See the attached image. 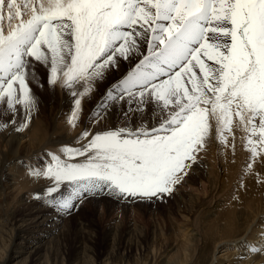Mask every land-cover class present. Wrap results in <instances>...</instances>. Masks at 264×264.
Returning <instances> with one entry per match:
<instances>
[{
    "label": "snow or ice",
    "instance_id": "obj_1",
    "mask_svg": "<svg viewBox=\"0 0 264 264\" xmlns=\"http://www.w3.org/2000/svg\"><path fill=\"white\" fill-rule=\"evenodd\" d=\"M35 62L72 97V127L101 82L89 123L121 116L119 126L86 128L75 146H54L27 169L49 181L45 203L58 215L94 195H170L213 121L227 145L239 117L252 160L264 153V0H0V117L8 116L0 128L18 119L16 131L28 126L38 103L30 82L44 86ZM257 243L250 251L264 252V233Z\"/></svg>",
    "mask_w": 264,
    "mask_h": 264
},
{
    "label": "bare ground",
    "instance_id": "obj_2",
    "mask_svg": "<svg viewBox=\"0 0 264 264\" xmlns=\"http://www.w3.org/2000/svg\"><path fill=\"white\" fill-rule=\"evenodd\" d=\"M3 23L7 24V20ZM41 66L43 67V65ZM43 72L45 74L41 78L45 81V90L52 96L53 104L50 109L53 112L49 114L47 121L42 124V121L36 116L38 114L35 115L34 112V114L31 113L28 126L20 131L15 130L18 123L0 128L2 138H9L6 146L14 151L16 159L23 158L25 160L23 163L16 161L8 169L7 174L4 173L5 160H1L2 163H0V199L4 198L5 187L12 184L16 188V197L13 199L15 204L10 207L9 211L5 206L6 202L3 204L5 207L0 205V211H2L0 213L2 215L0 216V264L6 260L5 253L10 240L12 241L11 250L17 249L13 264H73L71 260L74 259L70 254L64 256L65 245H68L70 250L91 254L88 260L78 263L74 260V264H114L115 253L120 254L121 264H156V255L152 253L149 256L147 253L149 245H143L148 242L147 239L137 238L135 242L126 240L118 244L113 242L111 255L109 254L105 260L102 258L99 260L100 254L96 253L97 246L98 243L106 244L111 241L108 239L110 234H107L101 242L96 239V235L91 237L88 232L83 230L81 234L77 232L74 236L64 235L61 241L55 244L45 241L47 233L50 234L48 231H53L55 228L54 225L58 222V217L46 214L49 208L45 203L44 190L49 181L41 178L37 182L30 177L27 169L37 167L38 162L44 158V153L54 146H75L76 137L86 128L90 127L94 130L101 125L119 126L121 116L119 113L112 114L106 121L90 124L92 110L103 94L96 95L93 91L82 98L81 106L84 107L82 108L84 114L80 115V111L78 124L76 127H72L68 123L72 97L67 95L58 84L50 86L47 83L49 72L46 66ZM103 91L105 92V90ZM6 119L8 117L2 116L0 122ZM232 119V132L224 133L228 138L227 145L220 142L215 121L212 122V131L204 148L198 154L197 162L192 164L188 174L174 186L170 195L164 196L163 199L123 200L124 208L131 207L133 202L135 204L137 201H151L152 211L155 209L153 204L161 202L162 211L166 212L168 218L174 215L173 212H179L180 209L186 213L189 209L196 210L204 205L207 206V211L199 212L192 217L191 228L187 227V229L181 226V229L174 230V253L168 258H164V264H216L218 262L215 258L216 251L220 250V246L224 247L227 242L232 243L233 247L230 251L224 247L226 252H230V261L227 264H257L264 261V252L259 255L249 252L248 242L250 240L240 244L246 240L251 227L259 222L264 215V153L252 160L246 140L248 133L240 125L239 117L233 115ZM16 134L18 137L12 142L11 136ZM20 151L24 153L20 155ZM249 163H252L251 170L248 169ZM14 172H17L15 177ZM201 180H204L207 187L204 190V197L207 199L204 200L203 205L196 202L202 200L196 199L197 196L193 193H191L192 195L185 194L188 188L200 184ZM36 194H40L41 198H34ZM200 214L203 216L212 215L209 218L207 216L203 218ZM261 225L263 226L260 229H251L255 233L251 235L250 239L255 241L258 238V233H264V223ZM87 228L92 229V223L87 224ZM184 231L185 234L178 235ZM78 236L80 239L75 240ZM21 237L28 241L26 249L29 251L23 250L20 243ZM114 239L116 240L115 236ZM241 246L245 252L240 251ZM235 250H239L238 253H235Z\"/></svg>",
    "mask_w": 264,
    "mask_h": 264
},
{
    "label": "rangeland",
    "instance_id": "obj_3",
    "mask_svg": "<svg viewBox=\"0 0 264 264\" xmlns=\"http://www.w3.org/2000/svg\"><path fill=\"white\" fill-rule=\"evenodd\" d=\"M3 24L5 27H7L6 23H3ZM41 65L42 64H40L39 62H35V72L37 74V78L40 80L41 83H43L44 86L43 88L42 87L40 88V86L37 83H35L34 81H31L30 88L32 89V92L35 94L38 100L37 106L32 111V113L34 114L35 112V115L38 114L36 116H38L39 119L42 121V124H44L47 121L49 114L53 112V110L50 111L53 104H52V96L49 92L45 90L46 84H45V81H43L41 78L45 74L43 72L45 66L43 65L42 67ZM121 71H123V68H121ZM119 74L120 72L117 73V71H114L112 73L113 78H115L116 76H119ZM103 90H105V86L103 82H101L98 90H94L95 92L94 94L101 95L102 93H104ZM0 107L2 106L0 105ZM82 108L84 107L81 106L80 115L84 114L82 113L84 111ZM3 117H8V116L7 114H4ZM17 123L19 124V119ZM0 136H1L0 163H2L1 160L3 161L5 160L4 173L7 174L8 169L11 166H13L16 163V161H18L19 163H23L25 162V160L23 158H21L20 160H17L16 156L14 155V151L10 147L6 146V142L9 138L8 137L2 138L1 132H0ZM17 137H18V134L12 135L11 136L12 142H14L17 139ZM23 153H24L23 151L19 152L20 155H22ZM13 175L15 177L17 175V172H14ZM206 188L207 187L205 185L204 180H201L200 184L194 185L188 188L185 191V194L193 193V195L197 196L196 199L202 200V201H196V202L200 205H203L205 202L204 200L207 199V197H204V190H206ZM15 190L16 188L12 184L5 187L3 190L4 198L0 199V205L4 206L3 204L4 202H6L5 206H7V211H9L10 207L13 204H15V201L13 200L16 197ZM94 196H89L87 199H85L79 205L78 210L72 212L71 215H58L56 212L52 210V208L47 206L49 208V211H46V214L50 216L51 215L57 216L58 222L54 225L55 228L53 229V231H48L50 234L48 235L47 233V236L45 237V241L53 242V244H55L61 241V238H63L64 235L66 236V235L71 234L72 236H74V234H77V232L81 234L83 230L85 232H88L89 236L91 237L92 236L94 237L96 235V239H99L101 242L103 239H105V236L107 234H110L109 235L110 237L108 239L111 241L107 242L106 244L98 243V246H97L96 253L98 255L100 254L99 260H101V258L102 260H105L107 257H109V254L111 255V252L113 249V242L117 244L122 243L123 241H126V240L135 242L137 238H142V240L143 239L148 240V242L143 245H149V249L147 251L149 256H151V254L154 253L156 255V260H155L156 264H164L165 262L164 258H168L169 256L172 255V253H174V249H173L174 244H175L174 230L181 229V226L185 228L187 227L191 228L192 227V221H191L192 217L195 216L199 212H204L207 208V206L204 205L201 208H196V210L189 209V211H187L186 213L183 212V209H180L179 212L178 211L173 212L174 217L172 216L168 218L166 212L162 211L161 202H158L159 204L158 203L153 204L156 207L154 206L155 209H153L152 211L150 207L152 205L151 201H145V202L137 201L139 203L135 202V204L133 202L131 207L124 208L123 200H119L116 197H110L107 194L94 195ZM0 213H2V211H0ZM200 215L203 216V214H200ZM211 215L212 214H209V215L207 214L204 216H207L209 218ZM0 216L2 215L0 214ZM90 223H92L93 225L92 229L87 228V224H90ZM263 223H264V215H262L259 222L255 223L251 227V229L252 230L253 229L255 230V228L260 229L261 226H263L261 225ZM251 229L249 230L248 232L249 234L245 238L246 240H243L240 244L242 245L246 241L250 240L248 242L250 246L256 245L257 247H259V244L257 243V241L260 239L262 233H258L257 234L258 238L254 241L253 239H250L251 235L255 233V231L252 232ZM185 233L186 232L184 231L178 235L182 236ZM114 236L116 237L117 241L114 239ZM79 239L80 237L78 236L75 240H79ZM11 242L12 241L10 240L7 251L5 253L6 260L3 264H13L15 262L17 249L11 250ZM20 243L23 247V250L25 249L26 251H29V249H26V245H28L27 240L21 237ZM231 244L232 243L227 242L225 243L224 247H227V250L230 251V249L233 248ZM224 247L220 246V250L218 249L216 251L215 258H217L218 260L216 264H227L230 261L229 259L230 252H226L224 250L225 249ZM64 249L66 251V253H64V256H67V254L68 255L70 254L73 257V259L76 261V263L81 262V261L83 262L84 260L86 261L91 257V254L86 253L84 251L82 252V251L70 250L68 245H65ZM238 251L239 250H235L234 252L238 253ZM240 251L245 252L243 246H241ZM260 253L262 252H256V255H259ZM249 254L252 255V253H249ZM114 256H115L114 257L115 260H113V263L121 264L120 254L115 253ZM257 259L259 260L260 257L258 256ZM74 260H71L73 261L72 262L73 264L75 262ZM263 262L264 261H262L261 263H257V264H263Z\"/></svg>",
    "mask_w": 264,
    "mask_h": 264
}]
</instances>
